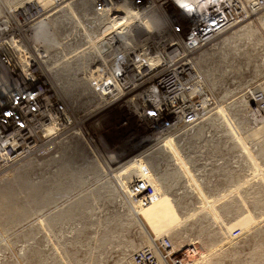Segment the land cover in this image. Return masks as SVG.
Instances as JSON below:
<instances>
[{
	"label": "rangeland",
	"instance_id": "1",
	"mask_svg": "<svg viewBox=\"0 0 264 264\" xmlns=\"http://www.w3.org/2000/svg\"><path fill=\"white\" fill-rule=\"evenodd\" d=\"M23 1L0 0L1 16L2 10L11 14ZM40 1L59 47L39 42L53 50L51 63L64 73L62 79H72L73 73L64 72V56L71 54L76 63L82 51H92L96 38L111 31L108 20L118 14L111 13L114 6L108 0ZM132 9L122 7L119 14L131 22L122 33L132 32L133 37L122 39L130 48L166 26L156 7L142 12L143 22L148 16L152 22L138 30L130 16L139 12ZM196 56L210 102L203 118L174 140L121 145L129 132L116 126V117H108L102 136L110 145H86L80 134L69 136V141L82 143L77 157L75 147L70 151V174L62 171L60 161L62 140H68L63 133L57 144L40 145L0 173V182L10 181L0 183V264H122L126 255L132 258L163 237L177 247L198 248L188 264H200L202 253L208 262L264 264V110L257 111L253 102L256 92L264 93V6ZM97 60L92 54V76H97ZM51 75L79 118L97 110L96 105L94 111L79 108L86 103L79 100L80 86L69 93ZM78 75L84 77L83 72ZM160 148L166 152L156 153ZM32 161L34 166L26 168ZM14 177L19 178L11 182ZM147 231L152 245L146 244ZM131 243L139 248L133 250Z\"/></svg>",
	"mask_w": 264,
	"mask_h": 264
},
{
	"label": "built area",
	"instance_id": "2",
	"mask_svg": "<svg viewBox=\"0 0 264 264\" xmlns=\"http://www.w3.org/2000/svg\"><path fill=\"white\" fill-rule=\"evenodd\" d=\"M108 4L119 17L124 6L139 12L157 7L166 26L130 49L120 42L108 45L106 39L97 42L110 56L113 71L94 77L104 99L97 110L91 109L95 101L79 106L94 111L89 118H79L58 89L49 73L47 50L33 35L36 24L47 16L44 4L27 0L0 21V173L42 145L57 144L61 133L66 138L78 133L86 145H103V121L108 117H116V126L129 132L121 145H163L182 129L190 130L210 102L196 55L257 13L264 0H108ZM253 102L257 111H263L264 93L256 92ZM198 253L194 244L177 247L163 237L131 259L133 264H188Z\"/></svg>",
	"mask_w": 264,
	"mask_h": 264
},
{
	"label": "bare ground",
	"instance_id": "3",
	"mask_svg": "<svg viewBox=\"0 0 264 264\" xmlns=\"http://www.w3.org/2000/svg\"><path fill=\"white\" fill-rule=\"evenodd\" d=\"M27 1V0H26ZM40 1V0H39ZM193 2H197V3H202V2H206L207 0H192ZM24 2V1H23ZM153 5V4H152ZM125 7V6H124ZM17 8V7H16ZM135 12H139L137 10H133ZM146 11V10H145ZM117 13V12H116ZM141 14L142 12L140 11L139 14L137 15V17L135 18L134 16H130V19L131 21H134V20H137V27H138V30L140 28H143L146 25L147 23H151V17H146L144 22H143V18L141 17ZM10 15V14H9ZM7 12L5 10H2V16L0 14V21L2 19H5L7 16ZM142 19V22L141 20ZM122 20V21H121ZM108 21H110L108 24V28L107 30H111V31H108L107 34L105 36H102V37H98L96 38V42L94 43L93 42V45H91L92 47V51H82V54L80 53L79 56H77V59H76V63H73L71 61V54L70 56H68V54H66L63 58L64 60H62V63H63V68H64V72L66 70H68V72L70 73H73V76L74 78L72 79H69V80H65L62 79V77H64V73L61 72V70H59V67H57V65H52V55H50V52L51 50H47V54H48V59H49V64H48V69H49V73H50V70L52 71L51 73L54 74L55 78L57 81H59V84H61L62 86L64 85V88H66V91L69 92V93H73V88L74 87H79L77 89H79V95L78 97L80 98L79 100H81V98H85L86 99V103H90V102H93L95 101L96 103V106L99 105V103H101L102 101H104L103 99V96L101 95V91H100V87L96 84L98 81H96L97 79H95L94 77L95 76H92L91 74H89L88 72V69L90 68V65H89V61L90 59L92 58V54H97L98 55V60L96 61L95 65H94V68H96V71L97 72V75H104V76H107V74L110 72L112 73L113 69L112 67L109 65V62H110V56L109 55H106L103 53V50L102 48L98 47L97 45V42L100 41V40H103V39H106V41L108 42V45H112V44H115L116 42H120L122 44L125 45V48L126 49H130V47L128 46V44L124 43V41L122 40L125 36L127 37H133L132 35V32L130 33H127L126 35H123L122 33L125 32L126 30H129V27L127 26V24H130V20L128 19L127 15L126 16H122V17H119V16H112ZM127 22V23H126ZM1 23V22H0ZM133 23V22H132ZM148 26V25H147ZM146 26V27H147ZM248 26V25H247ZM244 27V26H243ZM53 29V25L51 24V22L47 19V17H45L44 19H42L39 23L36 24L35 28H34V31H33V35L35 37V39H37L38 41H40V39L43 40V42L47 45H49L50 47H53L52 49L54 50V46L57 45L59 47V44L57 42V38H56V35L54 33V31L52 30ZM125 30V31H124ZM239 30V29H238ZM241 30V29H240ZM232 36V35H231ZM234 36V35H233ZM93 41V40H92ZM63 43H60V45H62ZM48 46V47H49ZM81 48V47H80ZM50 49V48H49ZM52 50V51H53ZM69 50V49H68ZM71 50V49H70ZM51 51V52H52ZM73 51V50H72ZM53 54V52L51 53ZM100 54V55H99ZM215 55V54H214ZM57 62V60H55ZM226 62V61H225ZM80 72H83L84 73V77L82 78H79V73ZM67 73V71H66ZM71 78V77H70ZM63 90V89H62ZM78 92V90H77ZM76 93V91H75ZM253 93V92H252ZM67 94V93H66ZM74 94V93H73ZM68 95V94H67ZM76 96H77V93H76ZM68 97H71V96H68ZM72 98V97H71ZM69 98V100L71 99ZM73 102L74 100L71 99ZM78 100V99H77ZM77 100H76V103H77ZM98 101V102H96ZM79 102V101H78ZM74 103V104H76ZM81 103V102H80ZM79 103V104H80ZM85 101L84 103H81V104H86ZM80 106V105H78ZM86 108V107H85ZM73 139V137H72ZM64 145V146H62ZM74 145V146H73ZM79 145V146H78ZM80 145H82L81 142L79 141H75V139H73L72 141H69V137H68V140H62V160L60 161H63V164H62V171H66V173L70 174L67 170H69V162H71L69 159L72 158V156L74 157V155H76L77 157V154L79 153V149H80ZM75 147V148H74ZM72 148H74V150H76V152L74 153V155L71 154V150ZM160 148L159 150H156V153L160 154V153H163V152H166L165 148L162 149ZM85 152V151H84ZM155 152V151H154ZM81 156V154H79ZM83 155V154H82ZM157 155V154H156ZM61 157V156H60ZM76 159V158H75ZM50 160H54V157H51L49 159ZM58 160V161H59ZM74 161V159H73ZM81 161V160H80ZM34 161L32 162H28L26 168L28 166H34L33 163ZM85 162V161H84ZM30 164V165H29ZM61 164V163H60ZM90 165V164H89ZM90 167V166H89ZM74 169V168H73ZM83 169V168H82ZM80 170V169H79ZM77 171V170H76ZM82 171V170H81ZM71 172V171H70ZM75 171L72 172V174L74 173ZM85 172V171H84ZM78 174V173H77ZM69 176V175H68ZM19 177H14L13 179H10L12 180L11 182L13 181H17ZM65 179V178H64ZM10 182L8 179L4 180V183L0 182L1 184L3 185H7L8 183ZM29 196V194H28ZM27 197V196H26ZM10 211V210H9ZM22 211V210H21ZM11 212V211H10ZM9 212V214H10ZM20 212V211H19ZM18 212V213H19ZM38 212V211H37ZM16 213V212H15ZM14 213V215H15ZM24 214V212H21ZM30 213V212H29ZM59 213V212H58ZM8 214V213H7ZM17 214V213H16ZM26 214V213H25ZM13 215V214H12ZM7 216V215H6ZM17 216V215H15ZM14 216V217H15ZM20 216V214H19ZM22 216V215H21ZM20 216V217H21ZM23 216H26V215H23ZM22 216V217H23ZM66 216V215H65ZM18 217V216H17ZM6 218V217H5ZM11 218V217H10ZM13 218V217H12ZM65 218V217H64ZM141 218V217H139ZM14 219V218H13ZM9 219L5 220V221H8ZM16 220V219H14ZM13 220V221H14ZM18 220V219H17ZM20 220V219H19ZM23 219H21L22 221ZM48 220V219H47ZM142 220V219H140ZM10 221V220H9ZM11 221V222H13ZM18 224H19V221H18ZM21 224V223H20ZM13 225V224H12ZM14 226V225H13ZM6 228V227H5ZM15 229V228H14ZM13 230V229H12ZM23 232V231H22ZM27 232V231H26ZM5 233V232H4ZM23 234V233H22ZM146 244L149 245L153 243V237L150 235V233L147 231L146 232ZM21 235V234H20ZM155 238L157 240V236L155 235ZM155 240V241H156ZM150 245V246H151ZM211 246V244H210ZM152 247V246H151ZM212 247H213V243H212ZM131 248L133 250H136L137 248H139L138 246H136L135 244H132L131 243ZM211 250V249H210ZM201 254V253H200ZM202 258L204 260H202V262L204 264H221V262H217V261H209L207 259H209L206 255H204L203 253L201 254ZM198 257V256H197ZM207 257V258H205ZM210 257V256H209ZM212 259V258H211ZM132 259L130 258V255H126V257H124L123 261H122V264H133V262L131 261ZM201 262V263H202ZM200 263V264H201ZM160 264H164L163 262H160Z\"/></svg>",
	"mask_w": 264,
	"mask_h": 264
}]
</instances>
